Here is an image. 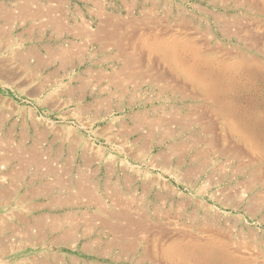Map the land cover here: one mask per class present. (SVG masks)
I'll use <instances>...</instances> for the list:
<instances>
[{"label":"rangeland","instance_id":"obj_1","mask_svg":"<svg viewBox=\"0 0 264 264\" xmlns=\"http://www.w3.org/2000/svg\"><path fill=\"white\" fill-rule=\"evenodd\" d=\"M91 1L101 2L111 17L142 20L155 14L163 33L169 31L187 43L177 46L175 57L152 55L149 62L141 55L144 70L153 73L144 78L135 75L121 88L108 84L109 77L123 69L116 48L103 47L93 36L76 35L70 45L55 38L54 51L72 47L78 54L67 65L59 60L46 65L35 57H23L30 50L48 57L44 35L41 40L28 41L24 36L18 41L21 29L0 24L7 32L0 37V143L4 144L0 153L22 144L27 150L36 146L60 176V188L49 196H31L38 187L55 185V177L42 179L46 168L37 173L32 167L10 179L18 166L0 164V189L15 193L11 205H0V220L8 219L18 229V234H11L0 225V264H207L192 245H173L170 251L176 261L168 263L165 251L155 250V240L149 250L144 248V234L130 254L122 251L121 241L99 224L107 213L121 209L116 199L133 203V217L144 213L151 225L163 226L166 241L194 234L221 243L226 252L246 260L244 264H264V0ZM70 3L76 27L85 18L95 34L99 19L94 5L85 0ZM98 74L104 79L95 80ZM20 109L26 111V119ZM128 127L132 131H125ZM162 155H169V160L159 159ZM185 173L192 175L186 180ZM78 182L93 186L101 207L86 205L90 197L74 194ZM167 190L174 196L168 197ZM60 200L73 205L52 206ZM67 214L97 219L79 226L69 244L56 241L70 229L68 223L44 231L39 243L19 233L25 224L17 215L31 223ZM14 245L19 248H10ZM224 258L227 261V255Z\"/></svg>","mask_w":264,"mask_h":264},{"label":"bare ground","instance_id":"obj_2","mask_svg":"<svg viewBox=\"0 0 264 264\" xmlns=\"http://www.w3.org/2000/svg\"><path fill=\"white\" fill-rule=\"evenodd\" d=\"M17 9L19 10V14L18 16L15 18L17 19L18 17L23 19V20H28V19H39L41 18V14L40 12L42 11L40 8V10L37 7V10H39L40 12L34 11L33 9V5L36 6V3H32V1L30 2L29 0H17ZM53 1V0H50ZM49 1V2H50ZM87 3H91L92 5H94V7L97 9L96 11V17H98L97 19H99V24L97 26V30L95 32V34H93L91 32V28L90 26L87 25V22L85 21V19H81L80 22L78 21L77 23V27H76V35L78 37L80 36H84V37H88V38H92L93 39L99 41V43L101 42L102 46H111L116 48V51L118 52V54L122 57V70L120 71V73L118 72V74L116 75V77L111 76L109 77L110 82L108 84H110L112 86V83L115 84L116 87H122V85H124L126 80H131L133 79V77H135V75H138L141 78H144L145 73L147 72L144 70V61L143 58L142 60L140 58L141 55L143 57H147V60H149V57H154L152 55H160L163 58H170L172 56L175 57V53L177 50V46H180V43H187V41H182L180 39V37H175L170 35L171 33L167 32V33H163L161 29H159V24H160V19L156 18L153 14L150 13V16L147 15L145 18H143L142 20H136L135 18L132 19H121V18H116V17H111V16H107V14H105L104 9L102 8V5L100 4L101 2H95L94 4L92 3L91 0H85ZM241 1V0H240ZM48 2V1H47ZM58 2V0H57ZM54 2V3H57ZM60 3V4H59ZM155 4V3H152ZM44 5V4H43ZM53 5V4H52ZM255 5V4H254ZM42 6V5H41ZM46 6V5H45ZM48 6V5H47ZM63 6V2H58L57 5H53L52 8H57V9H53L50 11V13H55L56 11H58L59 8H62ZM50 7V6H49ZM48 8V7H47ZM46 7L44 9H47ZM51 8V7H50ZM90 8V7H89ZM151 8V7H150ZM32 9V10H31ZM95 9V10H96ZM159 9V8H158ZM36 10V8H35ZM61 10V9H60ZM10 10L5 7V6H1L0 5V21H12L13 22V17L11 15V13L9 12ZM164 11V10H163ZM45 12V11H44ZM61 12V11H60ZM59 12V13H60ZM151 12V11H150ZM39 13V14H38ZM90 15H92L91 11L89 12ZM155 13V12H154ZM48 14V13H47ZM62 14V13H61ZM95 14V13H94ZM167 14V13H166ZM60 15V14H59ZM153 15V16H151ZM47 16V15H46ZM50 16V15H48ZM57 16V15H56ZM44 17V15H43ZM42 17V18H43ZM55 17V16H54ZM95 17V18H96ZM168 17V15L166 16ZM61 18V17H59ZM51 18L52 21L54 20L55 25L57 27H61L62 26V18ZM34 19V20H35ZM44 19V18H43ZM46 19V18H45ZM44 19V20H45ZM141 19V18H140ZM61 20V21H60ZM15 21V20H14ZM43 21V20H42ZM50 21V20H49ZM38 22V21H37ZM45 22V21H44ZM64 22V19H63ZM42 23V22H41ZM89 23V22H88ZM12 24V23H11ZM14 24V23H13ZM40 24V22H39ZM54 24V23H53ZM190 24V23H189ZM41 25V24H40ZM45 25V24H44ZM43 25V26H44ZM47 27L51 26L49 24H46ZM61 25V26H60ZM64 25V24H63ZM42 26V25H41ZM42 26V27H43ZM53 26V25H52ZM65 26V25H64ZM162 26V25H161ZM41 27V28H42ZM47 27L45 26V29H47ZM37 28H39V26H37ZM55 28V27H53ZM52 29V28H50ZM49 29V30H50ZM75 29V28H74ZM42 30V29H39ZM71 30V29H70ZM69 30V31H70ZM168 30V29H165ZM170 30V29H169ZM62 31V30H61ZM69 31L67 32L69 35ZM6 30L4 28H0V37H2V35H6ZM55 33H58L57 31ZM75 33V32H74ZM73 33V34H74ZM182 34V33H181ZM75 36V35H74ZM171 36V37H169ZM89 40V39H88ZM94 40V41H95ZM93 41V40H92ZM93 41V42H94ZM82 42V41H81ZM84 42V41H83ZM90 42V41H89ZM88 42V43H89ZM195 42V41H194ZM192 43V42H191ZM84 44V43H83ZM82 45V44H81ZM87 45V44H86ZM85 45V46H86ZM194 45V44H192ZM75 46V45H72ZM84 46V47H85ZM221 46V45H220ZM49 47V46H47ZM71 47V46H68ZM76 47H79L78 45ZM75 47V48H76ZM179 48V47H178ZM36 49V47L34 48ZM45 49V48H44ZM56 49V48H54ZM70 50L69 49H61L59 51H54V50H50L47 49V55L48 57L46 58V56H43L46 58H41V54L37 53L36 51L34 52L33 50L28 57L27 55L23 56L25 60H30L31 57H35L37 58L36 60H38L39 63L42 64H52L55 61L59 60L60 63L62 65H67L69 63H71V59L76 56V54H78V49L77 51L74 50V48L71 47ZM85 48H82V51ZM135 49V50H134ZM142 49V50H139ZM46 50V49H45ZM58 50V49H57ZM180 50V49H179ZM27 51V50H26ZM81 50L79 49V52ZM28 52V51H27ZM115 52V51H114ZM116 52V53H117ZM46 53V52H45ZM181 53V52H180ZM80 54V53H79ZM30 58V59H29ZM156 59V58H155ZM32 60V59H31ZM47 60V61H46ZM154 61V58L151 59ZM158 60H155V64L157 63ZM37 62V65H38ZM149 62H152L149 60ZM159 62V61H158ZM146 63V62H145ZM32 64V63H31ZM41 64V66H42ZM60 64V65H61ZM120 64V63H119ZM151 64V63H150ZM61 65V66H62ZM147 65V64H146ZM34 66V65H32ZM71 66V65H70ZM153 66V65H152ZM39 67V66H38ZM67 67V66H65ZM151 67V66H150ZM64 68V67H62ZM161 68V67H160ZM34 69H36L34 67ZM39 69V68H38ZM36 69V70H38ZM154 69V67H153ZM164 69V68H163ZM126 70V71H125ZM156 70V69H155ZM88 72V71H87ZM152 72V71H151ZM150 72V73H151ZM36 73V72H35ZM92 73V72H90ZM150 73L148 72V74L150 75ZM153 73V72H152ZM158 73V72H157ZM156 73V74H157ZM148 74L146 75L147 77ZM35 74H33L32 76H34ZM90 76V75H89ZM95 76V75H94ZM145 76V77H146ZM158 76V75H157ZM167 76V75H166ZM165 76V77H166ZM196 76V75H195ZM13 77H15L13 75ZM162 77V76H161ZM164 77V76H163ZM16 78V77H15ZM50 78V77H48ZM91 78V76H90ZM89 78V79H90ZM137 78V77H136ZM152 78V75H151ZM169 78V77H168ZM88 79V80H89ZM104 77L102 74H98L97 76H95V80L97 81H101L103 80ZM107 79V78H106ZM146 79V78H145ZM144 79V80H145ZM155 79V78H154ZM162 79V78H159ZM164 79V78H163ZM167 79V78H166ZM170 79V78H169ZM83 80V79H82ZM135 80V79H134ZM133 80V81H134ZM180 80V79H179ZM27 81V80H26ZM84 81V80H83ZM50 82V81H49ZM108 82V81H107ZM135 82V81H134ZM165 82V79H164ZM43 83V82H42ZM48 83V82H47ZM83 83V82H82ZM92 83V82H91ZM94 83V82H93ZM92 83V84H93ZM97 83V82H96ZM99 83V82H98ZM101 83V82H100ZM131 83V82H130ZM166 83V82H165ZM95 84V83H94ZM107 84V85H108ZM128 84V83H127ZM21 85V84H20ZM44 85V84H42ZM183 85V84H182ZM22 86V85H21ZM24 86V85H23ZM48 86V85H46ZM44 87V86H43ZM114 88V85H113ZM175 88V87H174ZM178 88V87H177ZM82 90V88H79ZM75 90V89H74ZM117 90V89H116ZM102 91V90H101ZM106 91V90H105ZM77 92V91H75ZM81 92V91H80ZM66 93V92H65ZM103 94V93H102ZM73 95V94H72ZM74 95H76V93H74ZM35 96V95H34ZM72 98V96L70 97ZM79 98V97H78ZM202 98V97H201ZM82 99V98H80ZM2 101V100H1ZM105 101V100H104ZM98 102H101V100H99ZM49 103V102H48ZM54 103V102H52ZM105 103V102H104ZM77 104V103H76ZM93 104V103H92ZM100 104V103H99ZM98 104V105H99ZM55 105V104H54ZM89 105V104H88ZM95 105V104H94ZM105 106V105H104ZM103 106V107H104ZM107 106V105H106ZM92 107V106H91ZM90 107V109H91ZM95 107V106H94ZM97 107H95L96 109ZM89 109V108H87ZM105 109V108H104ZM13 110V109H12ZM16 110V109H15ZM79 110V109H78ZM81 111V110H80ZM84 112V111H83ZM82 112V113H83ZM86 112V111H85ZM88 112V111H87ZM79 113V112H78ZM81 114V113H80ZM150 117V116H149ZM150 119V118H149ZM153 119V118H152ZM34 120V119H33ZM139 120V119H138ZM137 121V120H136ZM140 121V120H139ZM151 121V119H150ZM149 121V124H150ZM146 122V121H145ZM144 122V123H145ZM153 122V121H152ZM151 122V123H152ZM136 123V122H135ZM139 123V122H138ZM140 124V123H139ZM138 124V125H139ZM145 128L146 127V123L144 124ZM153 125V123H152ZM155 126V124H154ZM135 127V126H133ZM138 128V127H137ZM152 128V127H150ZM136 129V128H135ZM134 130V128H133ZM125 131H132L131 127L126 128ZM136 131V130H135ZM40 135V134H39ZM129 135V134H128ZM75 136V135H74ZM126 136V135H125ZM38 138V137H37ZM40 138V137H39ZM71 138H74L71 136ZM41 139V138H40ZM37 141V144H39V140ZM77 139V138H76ZM43 140V139H42ZM74 140V139H73ZM72 140V141H73ZM82 140V139H81ZM9 141V140H7ZM12 141V140H11ZM11 141H9V143H11ZM76 141V140H75ZM78 141V139H77ZM3 142V141H2ZM4 143V142H3ZM8 143V142H7ZM6 143V144H7ZM13 143V142H12ZM36 143V142H35ZM76 143V142H75ZM22 144V143H21ZM42 145V143H40ZM39 144V146H40ZM143 144V143H142ZM4 146V144L0 143V147ZM20 145V143L18 144ZM17 145V146H18ZM34 145V144H33ZM6 146V145H5ZM25 146V145H24ZM11 148V146L5 147V148ZM182 147V146H181ZM3 148V147H2ZM174 149V148H171ZM3 150V149H2ZM142 150V147L141 149ZM1 151V149H0ZM6 151V149H5ZM142 153V152H141ZM171 154V153H170ZM45 153H43V151L41 149H39L38 147L35 146V148H31V149H25V147H17L16 150L12 151L11 150H7L6 152H3V154L1 155L0 153V164L2 165L1 167H9L10 164H14L16 166H18V168H16L14 171V174H11L10 179H14V178H19L21 175H23L27 170H30L32 167H34L37 171V173L40 172V170L42 168H46V173L43 174L41 176L42 179H44V177L47 176H54L55 180L53 182H55V185H48L46 184L45 187H38L36 189H34L32 191L31 196H49L53 191H55L57 188H60V176L56 175L57 170L55 169V167L51 164V162L49 161V159H46L44 157ZM51 155V154H50ZM138 156H141V154H137ZM136 156V155H135ZM162 159V161L165 160H169V155H162L159 157V159ZM176 160V159H175ZM179 160V159H178ZM154 161V160H153ZM68 165V164H67ZM169 165V164H168ZM164 166V165H163ZM159 167V165H158ZM45 170V169H44ZM194 171H196L194 169ZM191 171V172H194ZM198 171V170H197ZM174 172V171H173ZM190 172V171H189ZM196 173V172H194ZM181 174V173H180ZM178 174V175H180ZM196 174H199L198 172ZM184 175V179L186 178V180L188 179L187 177H189L190 175H192V173H185L182 174ZM181 177V175H180ZM193 177V176H192ZM183 178V177H182ZM150 179V178H149ZM180 179V178H179ZM150 181H154L151 180ZM189 181V180H188ZM147 182V181H146ZM186 182V181H185ZM89 183V182H88ZM156 183V182H155ZM79 185H77V191L76 194L77 196H88L90 197V200L86 203V205L88 204H94L98 207L100 206V202L98 198H94V189L93 186L91 184H81L80 182H78ZM12 186V185H11ZM169 186V185H168ZM62 188L68 192H71V188L68 186H62ZM40 189V190H39ZM166 189V188H165ZM12 189H8V190H1L0 189V205H7V203L9 205H11L9 202L14 198L15 193L13 194ZM115 192V191H114ZM73 193V192H72ZM167 195L169 196H174V194L172 193V191H168L167 190ZM114 195H116V193H113ZM118 195V194H117ZM26 196V195H25ZM97 197V196H96ZM113 199V197H112ZM115 199V198H114ZM126 199V198H125ZM21 200V199H20ZM23 200V199H22ZM22 200L20 202H22ZM16 201V200H15ZM19 201V200H18ZM25 201V200H24ZM116 203H118V205L120 206V210L116 213H107V217L109 218H104L105 220L99 219L100 221V225L103 227V229H107L109 233H111L113 236L117 237L118 240L121 241V245H120V249L122 251H125L129 253V251L133 250V248L137 245H135L137 243V241L140 239V235L144 234L142 236L143 240L146 241L147 246L144 248L146 250H149L150 246L152 245V243H154V240L157 242V247L155 250H157L159 248V250L165 251L164 252V256L166 258V261L168 263H175V259L172 258V256H176L175 252L170 251L171 248H174L173 245H182V246H194L195 248H197V250L195 251L197 256L199 257V259H201L202 263H207V264H244L246 262V260H243V258L241 256H237L235 253H229L226 252L224 250V248L219 245L221 243H216L213 239H206V241L201 240V238H197L195 237L194 234H182L180 236H177V238H172L174 240H168L166 241V239H168V237L166 238V231L165 229H163L160 226L156 225H151L149 222H147L146 217L143 214H139V215H143L142 217H137V216H132V213L130 211V208L132 206V202H128L129 204L127 205L123 200L121 199H116L115 200ZM129 201V200H128ZM133 201V200H132ZM132 203V204H131ZM184 203V202H183ZM20 204V203H18ZM22 204V203H21ZM69 206V205H73V203L68 200V201H55V204H52V206ZM81 205V204H80ZM130 205V206H129ZM4 206V205H3ZM95 206V207H96ZM8 207V206H7ZM115 209V208H114ZM118 210V208H117ZM158 211V210H157ZM102 212V211H101ZM110 212V211H109ZM115 212V211H114ZM156 212V210H155ZM103 214V213H102ZM161 214V213H160ZM98 215V214H97ZM166 215V214H165ZM155 216V215H154ZM164 216V215H162ZM166 216H170V215H166ZM165 216V217H166ZM10 217L12 219H14V215L13 217L10 215ZM136 217V218H135ZM158 217V216H157ZM161 217V216H159ZM5 218V217H4ZM17 218H19V220H21L22 223L25 224L24 230L19 231V233H21L23 235V238L27 239L28 241L30 236H33L34 240H37V242L39 243V241H42V235L44 234V231H48V232H53L56 231L59 226L61 224H65L68 223L70 224V229H68L67 231H63L62 234H60L59 236H57L56 241H58L60 244H69L72 243L75 239V235L76 232H78V230L80 229L79 226H84L87 227L89 222H93L95 221L94 219H97L96 215L91 216V218H88V216H79L78 218L75 217L74 215H70L67 214L65 217H62L64 219H62L61 217H52L50 219H46V218H37L35 219L33 222L29 223L28 221H23L21 219L20 216L17 215ZM103 218V217H102ZM162 218V217H161ZM155 219V217H154ZM159 219V218H158ZM170 219V218H169ZM14 221V220H13ZM161 222V220H159ZM15 222V221H14ZM153 223V222H152ZM23 224V225H24ZM214 224V223H213ZM0 225H2L4 228H6L7 230L10 231L11 234H16L18 232V229L11 224V222L9 223L8 219L6 220H0ZM12 226V227H11ZM15 227V228H14ZM61 227V226H60ZM168 228V227H167ZM166 228V230H167ZM210 229V227H209ZM211 229H213L211 227ZM216 229V228H215ZM36 230V231H35ZM51 230V231H50ZM155 230V233L152 234L153 236H147L149 233H151L152 231ZM24 231V232H23ZM104 231V230H103ZM202 231V230H201ZM215 231V230H214ZM229 231V230H228ZM107 232V231H106ZM205 233V231H204ZM214 233V232H213ZM222 233V232H221ZM18 234V233H17ZM169 234V232H168ZM206 234V233H205ZM45 235V234H44ZM111 235V236H112ZM178 235V234H177ZM194 235V236H193ZM213 235V234H211ZM214 235H216L214 233ZM213 235V236H214ZM218 236V235H217ZM44 237V236H43ZM172 237V236H171ZM175 237V236H174ZM220 237V236H219ZM222 237V236H221ZM153 238V239H152ZM204 239V238H203ZM115 240V239H114ZM113 241V240H112ZM117 241V240H116ZM114 245V244H113ZM110 246V245H109ZM143 246V245H142ZM177 246V247H178ZM225 246V245H223ZM227 246V245H226ZM18 247V245H14L10 248H16ZM112 247V245H111ZM109 247V248H111ZM228 247V246H227ZM19 248V247H18ZM98 248V247H97ZM154 248V247H153ZM246 248V247H245ZM2 248H0L1 250ZM119 250V249H118ZM187 250V249H186ZM109 251V250H108ZM120 251V250H119ZM182 251V250H181ZM6 252V251H4ZM145 252V251H144ZM148 253V252H146ZM123 254V253H122ZM130 254V253H129ZM188 254V253H187ZM238 254V253H237ZM227 255V261L224 258V256ZM150 257V256H149ZM148 257V258H149ZM155 260V259H154ZM159 261V258L156 259ZM157 261V262H158ZM245 261V262H244ZM153 263V262H152ZM160 263V262H159ZM250 263V262H249ZM166 264V263H165Z\"/></svg>","mask_w":264,"mask_h":264},{"label":"crops","instance_id":"obj_3","mask_svg":"<svg viewBox=\"0 0 264 264\" xmlns=\"http://www.w3.org/2000/svg\"><path fill=\"white\" fill-rule=\"evenodd\" d=\"M29 1H33L35 2L36 6L33 5V10L34 11H37V12H40L41 10V18H40V21L39 19H28V20H23L21 18H15V16L17 17L18 14H19V10L17 9V0H0V4H3L5 5L10 11L12 17H13V22L12 21H9V22H2L0 21V24H2L3 26H8L9 28H11V30H15L17 28L21 29L18 33H17V40L19 41V38L23 40L24 36L28 39V41H36V40H41L43 39V35L45 36L44 38H47V45H43V47L46 49L45 51L47 52V49H52L53 50V47H52V40L57 38V39H61L63 42L65 43H68V45H70V42H73L75 41L76 39V16H75V11L72 12L71 9H73L71 7V3H70V0H58V2H63V6L62 8H59L58 11L56 13H50L51 10L53 9H57V8H52L53 5H57V0H53V1H50V0H29ZM48 1V2H47ZM50 1V2H49ZM54 2H57V3H54ZM16 3V4H15ZM44 4V5H43ZM53 4V5H52ZM60 4V3H59ZM42 5V6H41ZM46 5V6H45ZM48 5V6H47ZM51 8H50V7ZM37 7L38 9L40 10V8H42L40 11L37 10ZM47 8V9H44V8ZM64 7V8H63ZM36 8V10H35ZM61 9V10H60ZM32 10V9H31ZM45 11V12H44ZM61 11V12H60ZM52 12V11H51ZM60 12V13H59ZM48 13V14H47ZM62 13V14H61ZM60 14V15H59ZM44 15V17H43ZM47 15V16H46ZM50 15V16H48ZM57 15V16H56ZM55 16V17H54ZM1 17V16H0ZM45 19H43V18ZM61 17V18H59ZM63 17H65L66 19H64ZM51 18H59L61 19L60 21L65 25L62 24V26L59 28L55 25V22L54 20L52 21ZM63 19H64V22H63ZM85 19V18H84ZM15 20V21H14ZM43 20V21H42ZM50 20V21H49ZM38 21V22H37ZM45 21V22H44ZM86 21V20H85ZM43 26L42 27L40 24ZM42 22V23H41ZM12 23V24H11ZM14 23V24H13ZM54 23V24H53ZM49 26V24L51 26L47 27V25ZM0 25V26H2ZM37 26H39V28H37ZM45 26L47 27V29H45ZM42 27V28H41ZM55 27V28H53ZM52 28V29H50ZM75 28V29H74ZM39 29H42V30H39ZM50 29V30H49ZM71 29V30H70ZM62 30V31H61ZM70 30V31H69ZM58 32V33H55V32ZM69 31V35H68V32ZM75 32V33H74ZM74 33V34H73ZM75 35V36H74ZM67 45V46H68ZM49 46V47H47ZM32 47H29V49H31ZM48 54V53H47ZM20 112L23 113L24 115L22 116L23 119H26V111H23V109H20ZM25 121V120H24ZM16 130L15 126L11 127L10 128V133H9V136L12 137V133H14V131ZM21 134H22V130H21ZM22 136V135H21Z\"/></svg>","mask_w":264,"mask_h":264}]
</instances>
